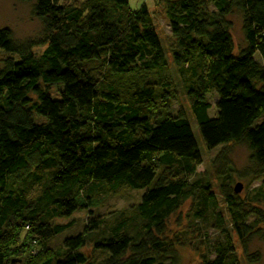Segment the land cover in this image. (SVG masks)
Segmentation results:
<instances>
[{
    "label": "trees",
    "instance_id": "trees-1",
    "mask_svg": "<svg viewBox=\"0 0 264 264\" xmlns=\"http://www.w3.org/2000/svg\"><path fill=\"white\" fill-rule=\"evenodd\" d=\"M21 1H34L44 36L19 43L11 29H0L7 54L0 60V264H24L40 247L46 254L37 264H93L83 251L89 243L105 255L97 264H179L178 250L163 237L166 220L195 193L187 176L206 169L199 170L203 158L188 115L173 114L168 103L169 60L153 13L129 0ZM158 5L205 147L245 143L254 175L264 176V0ZM234 12L242 15L246 43L238 55ZM36 46H45L40 55ZM211 92L219 97L213 117ZM159 167L168 175L158 176ZM226 185L231 223L246 247L264 217L251 221L260 209ZM119 187L146 190L136 219L107 232L90 206L105 188ZM202 189V210L212 208L222 238L211 244L214 258L201 264H240L209 184ZM262 200L264 180L256 197ZM80 210L90 213L84 231L47 253L54 237L74 225L53 220Z\"/></svg>",
    "mask_w": 264,
    "mask_h": 264
},
{
    "label": "rangeland",
    "instance_id": "rangeland-1",
    "mask_svg": "<svg viewBox=\"0 0 264 264\" xmlns=\"http://www.w3.org/2000/svg\"><path fill=\"white\" fill-rule=\"evenodd\" d=\"M79 0H62V3H73ZM142 1V2H140ZM146 0H129L131 7L139 8ZM140 2V3H139ZM152 3V0L151 2ZM34 1L21 0H0V29H11L15 40L19 43L28 41H39L44 36V25L34 13ZM153 19L156 30L165 47L169 60V73L165 81L171 82V89L168 91V103L171 105L173 114L184 110L188 115L192 130L198 142L202 153L203 166L199 170L206 169L204 175L191 174L187 176L188 181L195 185L194 195L187 199L173 214L166 220V229L163 234L165 239L170 240L179 253V264H201L205 258H214L211 244L217 239L222 238L221 229L218 227V218L212 213V208L204 209L202 195L205 194L202 187L209 184L216 200V210L222 214L224 226L230 229V234L235 247V256L240 264H264V224H259L252 236L249 237L246 247L234 230L231 223L229 210L225 197L221 190L222 184H227L225 190L231 189L232 192L239 196L255 210L260 209L261 215L257 217L250 216V220L264 217V200L256 201L258 189L264 180V176L258 177L253 173V166L250 160L251 152L245 143H230L220 145L212 150H208L203 142L197 121L193 117L186 91L180 81L178 71L173 64L171 55V29L165 17L163 8L158 3L151 6ZM230 32L234 41V52L236 55L246 46L242 15L234 12L229 16ZM45 46H36L33 51L40 55ZM7 57L6 52L0 50V60ZM165 83V82H164ZM208 103L211 105L210 116H216V104L219 97L216 93L211 92L207 96ZM41 118H39L40 120ZM264 120V115L259 119ZM158 176L162 173L168 175L163 167L157 168ZM237 183L242 184V190L239 193L234 192ZM146 189L133 190L125 187H119L115 190L105 188L90 206L93 217H102L105 221L104 229L109 232L112 227L121 221L136 219V206L141 200V196ZM38 192L35 190L34 195ZM199 211H202L200 213ZM90 213L88 210L75 212L68 218H56L55 223L66 224L74 223L71 229L57 235L50 242L47 253L55 254L58 250L63 249V242L69 236H74L83 232ZM38 254H32L26 258L28 261L24 264H37L38 261L46 254L43 247L37 248ZM246 249V250H245ZM40 250V251H39ZM84 252L91 258L93 264L99 263L104 258V253L94 251L91 243L84 249ZM25 259V258H24Z\"/></svg>",
    "mask_w": 264,
    "mask_h": 264
},
{
    "label": "crops",
    "instance_id": "crops-1",
    "mask_svg": "<svg viewBox=\"0 0 264 264\" xmlns=\"http://www.w3.org/2000/svg\"><path fill=\"white\" fill-rule=\"evenodd\" d=\"M140 2H142V1H140ZM139 2V3H140ZM151 2V0H146V1H144V3L145 4H147V6H148V8H149V10L151 11V6H153V3H154V5H155V3H158V0H152V3H150ZM143 3V4H144ZM142 5V4H141ZM140 5V6H141ZM133 8V7H132ZM133 9H138V8H133Z\"/></svg>",
    "mask_w": 264,
    "mask_h": 264
},
{
    "label": "water",
    "instance_id": "water-1",
    "mask_svg": "<svg viewBox=\"0 0 264 264\" xmlns=\"http://www.w3.org/2000/svg\"><path fill=\"white\" fill-rule=\"evenodd\" d=\"M242 190V184L241 183H237L234 187V191L235 193H239Z\"/></svg>",
    "mask_w": 264,
    "mask_h": 264
}]
</instances>
